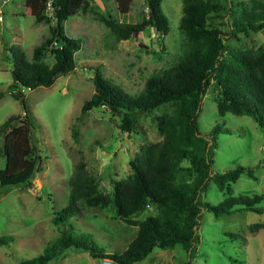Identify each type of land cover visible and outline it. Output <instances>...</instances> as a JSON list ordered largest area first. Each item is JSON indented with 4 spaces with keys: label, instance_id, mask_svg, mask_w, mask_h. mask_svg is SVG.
Returning a JSON list of instances; mask_svg holds the SVG:
<instances>
[{
    "label": "rangeland",
    "instance_id": "374dc122",
    "mask_svg": "<svg viewBox=\"0 0 264 264\" xmlns=\"http://www.w3.org/2000/svg\"><path fill=\"white\" fill-rule=\"evenodd\" d=\"M26 0H11L3 8L4 21L0 25V127L12 115L22 116L24 107L8 91L12 83L11 60L4 58L16 44L31 60L33 50L50 36L55 25L34 20L25 5ZM224 2L225 0H218ZM233 11L228 25L235 28L253 12L264 11V0H230ZM160 8L167 17L166 34L147 26L128 39L118 40L102 16L123 23H137L148 18L147 0H132L122 13L116 0H92L87 11H79L64 22V31L81 40V48L74 53L75 66L59 75L49 86L23 89L27 108L34 116L35 129L31 144L40 156V167L26 185L0 190V236L13 239L0 245V264H19L41 254L45 247L64 232L71 237H84L96 249L122 252L136 236L137 227L119 220L112 205L89 207L79 203L80 211L61 224L53 217L69 202L70 180L75 166L85 164L98 191L112 197V181L125 179L132 170L129 160L140 146L162 139L157 118L175 114L173 103H164L151 112H136L132 133L121 129L122 114L106 106L92 108L81 114V107L94 91L93 67L113 86L130 95L142 92L149 76L172 66L186 46V38L179 28L183 14L182 0H161ZM227 52L235 55H255L264 51V27L238 30L232 37H223ZM44 62L51 65L53 54L48 52ZM238 63L227 54L221 59L219 70L233 69ZM214 80L208 87L196 118L202 134L217 129L212 152V171L222 173L238 165L254 168L255 178L245 172L231 183L229 194L221 191L211 178L202 194L203 201L218 204L227 196H254L264 192V130L248 114H219ZM19 119L15 120L18 123ZM73 132H77L75 138ZM3 134L0 132V169L4 168ZM196 143V142H194ZM194 146V145H192ZM180 166H189L187 160ZM193 172L178 169L174 183L182 185L195 180ZM260 212L234 208L228 214L215 216L204 211L198 228L199 243L194 257L189 258L180 244L171 248H155L143 260L133 264H264V201ZM163 215V211L149 204L138 215ZM181 221V216L176 217ZM47 264H102L86 251L67 248Z\"/></svg>",
    "mask_w": 264,
    "mask_h": 264
},
{
    "label": "trees",
    "instance_id": "16d2710c",
    "mask_svg": "<svg viewBox=\"0 0 264 264\" xmlns=\"http://www.w3.org/2000/svg\"><path fill=\"white\" fill-rule=\"evenodd\" d=\"M92 0H55L50 36L33 50L31 60L26 58L20 46L12 44L4 58L11 60L12 83L9 93L19 100L24 112L12 115L0 127L3 134L6 163L0 169V190L26 185L40 167V156L31 144L35 129L34 116L27 108L23 89L51 86L59 75L68 73L75 66L74 53L81 48V40L66 34L64 22L79 11H87ZM132 0H116L118 8L126 13ZM161 0H147L148 18L137 23H123L102 16L106 25L118 40L128 39L142 32L147 26L156 27L166 34L169 30L167 17L160 8ZM183 14L179 28L186 38V46L177 61L149 76L138 95H130L113 86L98 68L93 67L94 91L81 107V114L92 108L106 106L122 114L121 129L132 133L136 112H151L164 103H173L176 113L163 114L157 118L162 139L140 146L139 152L129 160L132 170L125 179L112 181V197L98 191L83 162L75 166L70 180L71 191L68 204L53 217L54 224L69 220L80 211L79 203L89 207L105 206L109 203L116 217L124 224L137 227L133 237L122 252H105L94 248L84 237H71L62 233L44 251L19 264H47L60 256L67 248L86 251L93 258H109L117 264H133L143 260L155 248H171L180 244L188 255L189 263L199 243L198 228L204 211L215 216L228 214L234 208L260 212L258 204L264 201V192L254 196H227L218 204L203 201L202 194L212 178L217 187L227 194L231 183L245 172L255 178L254 168L242 165L222 173H213L212 152L215 147L216 127L210 134H202L196 118L208 87L214 80L217 90L216 104L219 114H248L264 130V51L255 55L227 52L223 37H232L238 30L264 27V11L253 12L236 23L228 25L233 8L230 0H182ZM26 7L34 20L49 22L45 14V0H26ZM53 54L49 65L43 58ZM229 55L238 65L233 69L219 70L221 59ZM2 93L0 92V98ZM19 119L18 123L15 120ZM77 138V132H73ZM196 142V143H194ZM194 145V146H192ZM187 160L188 167L180 162ZM178 169L195 174V180L182 185L174 183ZM152 204L163 211V215H138ZM181 216V221L176 217ZM13 237L0 236V245L8 244ZM237 264H243L235 260Z\"/></svg>",
    "mask_w": 264,
    "mask_h": 264
},
{
    "label": "built area",
    "instance_id": "2783aa9c",
    "mask_svg": "<svg viewBox=\"0 0 264 264\" xmlns=\"http://www.w3.org/2000/svg\"><path fill=\"white\" fill-rule=\"evenodd\" d=\"M9 1L11 0H0V25L4 21L3 8ZM54 4H55V0H45V14L47 16L53 17ZM101 262L102 264H117L112 260H110L109 258H103L101 259Z\"/></svg>",
    "mask_w": 264,
    "mask_h": 264
},
{
    "label": "water",
    "instance_id": "95a60500",
    "mask_svg": "<svg viewBox=\"0 0 264 264\" xmlns=\"http://www.w3.org/2000/svg\"><path fill=\"white\" fill-rule=\"evenodd\" d=\"M154 30L157 31L156 27H154Z\"/></svg>",
    "mask_w": 264,
    "mask_h": 264
}]
</instances>
